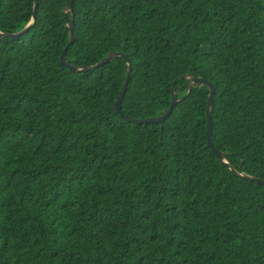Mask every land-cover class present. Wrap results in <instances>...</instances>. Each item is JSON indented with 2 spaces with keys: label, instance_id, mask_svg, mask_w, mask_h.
<instances>
[{
  "label": "trees",
  "instance_id": "16d2710c",
  "mask_svg": "<svg viewBox=\"0 0 264 264\" xmlns=\"http://www.w3.org/2000/svg\"><path fill=\"white\" fill-rule=\"evenodd\" d=\"M38 0L0 37V264H264V0ZM34 0H0V31ZM74 20L67 61L60 56ZM132 66L125 115L114 112ZM189 92V93H188Z\"/></svg>",
  "mask_w": 264,
  "mask_h": 264
},
{
  "label": "water",
  "instance_id": "95a60500",
  "mask_svg": "<svg viewBox=\"0 0 264 264\" xmlns=\"http://www.w3.org/2000/svg\"><path fill=\"white\" fill-rule=\"evenodd\" d=\"M38 0H34V13H33V22L30 23L23 31L21 32H17V33H13V34H5L3 32L0 31V37L3 36H8L12 39H19L22 36H24L25 34H27L30 29L34 26L35 21H36V17H37V11H38ZM65 12H71L74 13V0H68V3L65 7ZM69 33H70V37H69V42L67 44V46L64 48L60 59H61V63L63 66L71 69L72 71H90L96 68H99L105 64H107L108 62H110L114 57H124L125 55L119 53V52H111L109 53L106 57H104L100 62H98L95 65L92 66H86V67H82V66H76L73 64L68 63L67 61V53H68V49L70 48V46L75 42L76 40V35H75V28H74V20H72V23L69 25ZM127 60V64H128V73H127V77L126 80L124 82V85L122 87V90L120 92V95L118 97L117 102L115 103L113 109L115 114L119 115L122 119L126 120L129 123H133L136 125H161L164 122L167 121V119L173 114L174 109L176 108V106L179 103L178 97H179V93H175L173 95V99H172V103L168 109V111L161 116H157V117H153L150 119H146V120H141V119H133L127 115H125L124 111H123V102L126 96V93L128 91V86L131 80V73H132V66L130 64V61L128 59ZM202 85L205 86L208 90H209V94H208V99H207V105H206V121H207V144L208 147L211 148L215 154L218 156L219 159H221L223 161V163L240 179L245 180L247 182H251V183H255V184H260L262 186H264V179L261 178H257V177H253V176H249L246 174H242L237 172L232 166L231 163H229L225 158H224V154L223 152H221L214 144L213 141V122L211 121V113H212V109H213V95L215 93V87L211 82L206 81L204 78L201 77H191L189 83L187 84L188 88H189V92L191 91V88L195 85ZM188 92V93H189Z\"/></svg>",
  "mask_w": 264,
  "mask_h": 264
}]
</instances>
